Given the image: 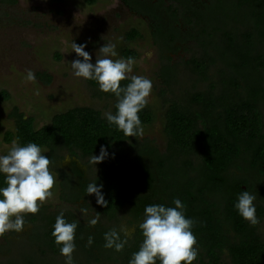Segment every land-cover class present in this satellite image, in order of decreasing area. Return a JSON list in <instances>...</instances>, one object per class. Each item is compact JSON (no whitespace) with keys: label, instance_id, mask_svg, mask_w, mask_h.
<instances>
[{"label":"trees","instance_id":"trees-1","mask_svg":"<svg viewBox=\"0 0 264 264\" xmlns=\"http://www.w3.org/2000/svg\"><path fill=\"white\" fill-rule=\"evenodd\" d=\"M84 1L92 5L98 0ZM172 1L175 5L171 7H165L164 0L155 5L144 1L131 4L134 10L152 17L150 26L152 31L156 29L155 38L163 40L170 51L173 46L168 40L185 38L176 26L181 14L185 15L184 22L201 27L199 37L204 42L211 43L209 39L214 34L220 36V42L214 44L217 56L205 52L202 58L191 59V64L198 81L207 79L209 66L217 60L227 68L228 75L223 73L206 90L187 92L185 99L177 95L161 98V103L149 105L139 113L143 128L159 120L165 139L163 152L146 140L139 143L136 137L125 136L108 124L100 110L89 106L58 112L40 127L34 126L33 118L15 112V127L4 135L8 142L18 138L21 145L38 144L47 150L50 160L58 158L61 151L90 158L100 154L101 145L107 146L112 166L100 170L92 180L75 164L69 172L53 167L62 179V197L72 203L80 202L83 208H92L95 215H100V222L91 227L75 214L64 212L69 222H79L73 253L75 264H128L143 239L139 228L128 238L122 252L100 250L104 233L118 228L119 214L124 208L130 222L139 224L146 205L174 206L175 198L184 203L185 215L195 221L192 231L197 237L199 255L193 264H264V235L259 229L264 222V206H256L260 222L255 226L243 220L233 207L241 191L256 186L264 191V184L236 174L242 171L252 177L254 169L264 172V0ZM139 36L136 28L126 33L125 45L119 50L123 58H137V52L128 45ZM162 72L168 87L173 85L176 70L167 65ZM115 111L114 105L111 112ZM126 148L134 152L132 163L123 159ZM231 171L233 175L229 177ZM64 180L69 182L65 184ZM93 181L103 184L107 207L98 205L94 194H86L87 185ZM245 181L247 189L242 190ZM214 196L226 202L223 208L208 201ZM256 196L264 201V192H257ZM59 213H47L40 208L37 214H31L42 224L33 234L41 256L30 257L27 264H58L44 256L47 251L54 256L59 254L51 236ZM229 230L233 237L227 235ZM89 236L94 237L91 246L86 243Z\"/></svg>","mask_w":264,"mask_h":264},{"label":"rangeland","instance_id":"rangeland-1","mask_svg":"<svg viewBox=\"0 0 264 264\" xmlns=\"http://www.w3.org/2000/svg\"><path fill=\"white\" fill-rule=\"evenodd\" d=\"M133 1L136 5L142 1L154 5L160 2V0H98L88 5L84 0H0V155L7 154L12 145V141L4 140V135L15 127V112L33 118L34 126L40 127L49 123L54 114L75 106L93 107L103 114L113 109L116 98L107 97L98 91L94 81L77 78L72 74L71 61L77 58L76 53L72 51L74 42L77 44L87 42L85 50L92 55L93 63L97 50L105 43L116 46L118 55L112 59H119L123 58L119 50L125 45L126 33L131 28L139 30L140 36L130 43L128 48L138 54L131 74L145 76L153 83L147 106L157 105L161 103V98L170 99L174 95L179 99H185L187 92L206 90L210 84L217 83L223 73L226 72L228 75L227 68L217 60L209 66L207 79L198 81V75L191 64V59L202 58L205 52L217 56L214 44L220 42V36L214 34L211 39L204 36L206 40H211L212 44L204 42L199 37L201 27L184 22L182 19L185 15L181 14L176 26L185 38L172 42L168 40L173 46V50L170 51L163 40L155 38L156 29L152 31L150 26L152 17L134 10L131 4ZM178 1L184 3L191 0ZM164 2L165 7L175 5L172 0ZM189 33L192 36L188 37ZM167 65L176 70L173 80L175 82L170 87L162 79V71ZM29 69L36 75L35 81L26 80ZM3 94H6L7 98L2 97ZM145 140L152 143L160 152L164 151L165 139L161 133L159 120L145 127L143 135L137 137L139 143ZM126 149L124 161L134 162V152L130 148ZM47 153L46 150V156ZM89 159L61 151L58 158L50 160V171L56 177V183L52 190L53 197L41 208L46 209L47 213L71 212L78 220L86 221L81 213L83 207L80 202L72 203L62 197V188L59 186L62 179L58 177L53 167L69 172L70 166L75 164L92 180L100 174V170L112 166L113 163V159L106 158L95 167L89 163ZM236 174L252 179L242 171H237ZM251 179L249 180L252 182L256 180ZM68 182L64 180L65 184ZM91 209H87V218L95 215ZM126 211L124 208L119 214L118 230L122 225L129 230L136 229L138 225L130 222ZM40 226H42L40 221L32 219L31 214H28L25 216V227L22 232L10 231L0 237V264H27L30 257L36 258V254L41 256L40 247L33 240V234ZM260 231L264 235V222L260 225ZM100 250L104 252L108 249L103 247ZM45 254V259L64 264L65 258L60 253L54 256L47 251Z\"/></svg>","mask_w":264,"mask_h":264},{"label":"clouds","instance_id":"clouds-1","mask_svg":"<svg viewBox=\"0 0 264 264\" xmlns=\"http://www.w3.org/2000/svg\"><path fill=\"white\" fill-rule=\"evenodd\" d=\"M87 42L73 43L72 51L76 59L71 61L72 74L77 78L94 81L98 91L110 93L116 98L115 113L106 112L104 118L109 125H114L127 137H138L144 133L141 113L148 105L153 83L145 76L132 75L135 59L133 57L112 59L117 57L116 46L105 43L96 52L95 63L92 55L86 51ZM150 56L151 53H148ZM26 80H36L35 73L29 69ZM129 81L122 85L121 81ZM46 150L33 142L25 145L18 138L12 141L7 154L0 155V176L3 186H0V237L5 233L22 232L25 227V216L37 214L43 204L53 197L56 177L50 171V158ZM114 155V154H113ZM109 156L107 146H100V154L92 155L89 163L96 165ZM87 195H95L96 203L102 207L108 206L103 192V184L90 182L85 190ZM256 195L249 191H241L233 204L237 214L250 225H257L260 220L256 215L254 201ZM174 206L164 204L146 205L143 220L136 226L143 237L137 251L131 254L128 264H193L199 255L198 241L192 228L195 221L185 215V205L179 199L172 201ZM86 223L95 227L100 222V215L87 218L88 210L81 209ZM78 221L69 222L64 211L55 218L51 236L54 244L63 256L64 264H75L73 253L76 251V230ZM135 228L129 230L121 226L104 233L106 249L122 252ZM94 243V237L89 236L87 245Z\"/></svg>","mask_w":264,"mask_h":264},{"label":"flooded vegetation","instance_id":"flooded-vegetation-1","mask_svg":"<svg viewBox=\"0 0 264 264\" xmlns=\"http://www.w3.org/2000/svg\"><path fill=\"white\" fill-rule=\"evenodd\" d=\"M232 173V171L229 173V177H231L233 174H231ZM255 178H256V180H255ZM248 179H251V178H248ZM251 180H255V181H258L259 182V184H264V172L263 173H261V170H259V169H254V171H253V174H252V179ZM230 181H232V179L230 180ZM247 183H248V181H245V183L244 184H242L241 186H242V190H245V189H247ZM250 193H252V194H254V195H257V192L260 194L261 192H264L261 188L260 189H258V188H249V190H248ZM212 197V196H211ZM220 197V196H219ZM219 197H217V196H214L213 197V200H212V198L211 199H209L208 201L209 202H211V203H213V204H216L217 206H220V208L222 207H224V205H225V201L224 200H220L219 199ZM257 197V196H256ZM214 199H216V200H214ZM254 203H255V205L256 206H264V201H260V199H259V201L258 200H256V202L254 201ZM258 204V205H257ZM225 229H227V228H225ZM259 229H260V227H259ZM227 235L229 236V237H233V233L229 230L228 231V233H227Z\"/></svg>","mask_w":264,"mask_h":264}]
</instances>
